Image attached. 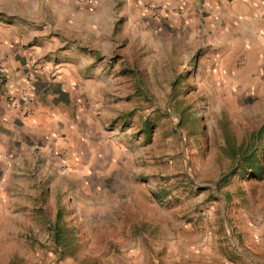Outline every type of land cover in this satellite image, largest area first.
Returning <instances> with one entry per match:
<instances>
[{
	"label": "rangeland",
	"instance_id": "374dc122",
	"mask_svg": "<svg viewBox=\"0 0 264 264\" xmlns=\"http://www.w3.org/2000/svg\"><path fill=\"white\" fill-rule=\"evenodd\" d=\"M225 57L114 46L95 150L3 206L0 264H264V81Z\"/></svg>",
	"mask_w": 264,
	"mask_h": 264
},
{
	"label": "crops",
	"instance_id": "0c3cea01",
	"mask_svg": "<svg viewBox=\"0 0 264 264\" xmlns=\"http://www.w3.org/2000/svg\"><path fill=\"white\" fill-rule=\"evenodd\" d=\"M154 36L214 47L264 81V0H0V212L95 150L104 56Z\"/></svg>",
	"mask_w": 264,
	"mask_h": 264
},
{
	"label": "built area",
	"instance_id": "2783aa9c",
	"mask_svg": "<svg viewBox=\"0 0 264 264\" xmlns=\"http://www.w3.org/2000/svg\"><path fill=\"white\" fill-rule=\"evenodd\" d=\"M78 1H82V2L89 1L90 2V0H78ZM4 77H5V70L3 69V67L0 66V79H4Z\"/></svg>",
	"mask_w": 264,
	"mask_h": 264
}]
</instances>
